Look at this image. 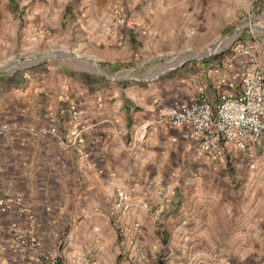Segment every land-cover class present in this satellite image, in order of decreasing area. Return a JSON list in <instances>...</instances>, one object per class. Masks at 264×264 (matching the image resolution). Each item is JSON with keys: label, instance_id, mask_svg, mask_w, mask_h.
<instances>
[{"label": "crops", "instance_id": "0c3cea01", "mask_svg": "<svg viewBox=\"0 0 264 264\" xmlns=\"http://www.w3.org/2000/svg\"><path fill=\"white\" fill-rule=\"evenodd\" d=\"M47 2L0 0L1 56L15 48H38L37 37L44 36H37V29L44 25L49 30L45 38H57L59 30L47 24L55 3ZM20 7H26L25 21ZM70 7L64 3L57 22L60 29L67 24L65 37L69 24H78V53L86 57L77 72L71 75L72 66L61 63L45 71L0 75V264H45L43 258L60 246L66 261L68 256L79 259L83 240L100 243L105 226H177L173 240L190 245L196 259L206 264L216 220L212 168L224 162L196 159L179 130L155 119L159 107L186 104L202 94L216 105L221 92L238 84L243 62L230 66L232 54L226 56L215 80L202 82L183 98L162 83L114 80L110 77L125 69L118 62L140 60L148 41L158 45L182 30L192 36L210 33V2L78 0L74 16ZM120 8L118 19L115 10ZM141 65L130 64L126 70ZM206 85L212 86L207 90ZM69 108L80 112L78 137L72 135ZM59 112L55 133H43ZM255 155L256 169L264 172V137ZM232 158L247 166L240 153L233 151L227 159ZM119 191L127 196L123 215L114 211ZM253 198L251 207L239 198L240 208L225 219L227 226H236V264H264V204ZM13 228L30 232L40 252L15 249Z\"/></svg>", "mask_w": 264, "mask_h": 264}, {"label": "rangeland", "instance_id": "374dc122", "mask_svg": "<svg viewBox=\"0 0 264 264\" xmlns=\"http://www.w3.org/2000/svg\"><path fill=\"white\" fill-rule=\"evenodd\" d=\"M41 1L48 4V0ZM208 1L213 10L210 33L192 36L182 30L173 37L159 41L158 45L155 41H148L144 44L145 49L141 47L140 60L133 61L130 57L128 60L119 61L125 69L110 78L119 80L132 77L146 85L162 83L161 86L164 85L166 90L177 91L183 98V94L201 87L202 82L206 84L215 80L222 73V60L232 54L234 40L240 33H247L251 29L258 36V40L264 41V0H254V5H251V0ZM77 2L78 0H54L55 8L51 11L47 24H52L54 30L57 28L62 37L57 34V38L46 39L43 33H49V30L44 28L45 25L38 27L37 36H44L42 40L37 37V46L40 44L38 48L29 50L20 47L9 54L0 55V75L15 76L29 70L45 71L61 63L72 66L69 67L73 70L70 71L71 75L77 72V67L83 64L82 57H86L78 53V24L75 20L70 23V30L65 37L67 24L61 23L60 29L58 23L64 3L70 4V14L74 16ZM20 8L21 20L25 21L22 16H26V7ZM117 12L121 18L123 10H115L116 16ZM250 22L255 27L247 26ZM139 62H142L139 69L126 70L130 64L134 66ZM9 65L17 68L9 70ZM211 86L206 89L209 90ZM234 161L235 158L231 162L226 159L223 164L212 168L211 209L213 220H216L212 226V247L206 264H236V246L233 239L237 233L236 226H227L225 219L240 208L238 199L244 198L251 207L253 195L254 201L257 202L259 198L260 206L264 204L263 169L250 168L245 163ZM231 196L236 200L232 201ZM168 199L171 201V196ZM153 206L156 207L157 203L154 202ZM220 216H223L221 220ZM176 228L177 226H105L100 243L86 238L83 240V245L79 248V259L68 256L66 261L59 255L62 246L50 256L55 264H202L193 255L190 245L182 246L183 244L179 245L173 240Z\"/></svg>", "mask_w": 264, "mask_h": 264}, {"label": "built area", "instance_id": "2783aa9c", "mask_svg": "<svg viewBox=\"0 0 264 264\" xmlns=\"http://www.w3.org/2000/svg\"><path fill=\"white\" fill-rule=\"evenodd\" d=\"M254 2L251 0V5ZM117 15L119 19V12ZM263 42L258 40V36L251 29L236 37L228 64L231 66L240 59L244 70L236 86L221 92L216 105L207 95L202 94L186 104L158 108L156 122L179 130L181 138L194 150L196 159L205 157L212 162H225L235 151L244 157L250 168H255V150L261 146L264 137ZM62 113L59 112L49 119L51 127L43 133H55L56 121L61 118ZM68 113L75 128L72 135L78 137L80 112L69 108ZM126 209L127 196L119 191L116 193L114 211L123 215ZM1 210L0 206V212ZM11 243L22 253L40 252V247L30 232L13 228ZM43 260L45 264H55L50 255Z\"/></svg>", "mask_w": 264, "mask_h": 264}, {"label": "bare ground", "instance_id": "6f19581e", "mask_svg": "<svg viewBox=\"0 0 264 264\" xmlns=\"http://www.w3.org/2000/svg\"><path fill=\"white\" fill-rule=\"evenodd\" d=\"M250 23H251V24H249V25H247V26H253V27H255V25H253L252 22H250Z\"/></svg>", "mask_w": 264, "mask_h": 264}]
</instances>
